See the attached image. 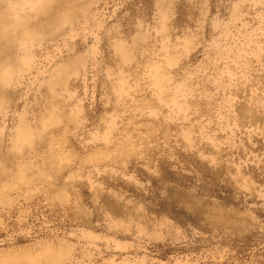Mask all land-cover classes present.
<instances>
[{"label": "rangeland", "instance_id": "obj_1", "mask_svg": "<svg viewBox=\"0 0 264 264\" xmlns=\"http://www.w3.org/2000/svg\"><path fill=\"white\" fill-rule=\"evenodd\" d=\"M0 42V264H264V0H0Z\"/></svg>", "mask_w": 264, "mask_h": 264}, {"label": "bare ground", "instance_id": "obj_2", "mask_svg": "<svg viewBox=\"0 0 264 264\" xmlns=\"http://www.w3.org/2000/svg\"><path fill=\"white\" fill-rule=\"evenodd\" d=\"M67 1V0H66ZM49 3V2H48ZM63 4V3H62ZM82 4V3H81ZM88 4V3H87ZM57 5V4H56ZM73 5V4H72ZM23 6V5H22ZM51 6V5H50ZM59 6H62L61 4L59 5ZM63 6H65V5H63ZM60 7V8H58L57 10H56V13H53L51 16H54V15H58V17L57 18H59V17H61L62 18V13H67V12H69L68 11V9L66 10V8H64V7ZM55 7V6H54ZM27 9V8H26ZM81 9H83V8H81ZM48 10V9H47ZM52 10V9H51ZM42 11V10H41ZM53 11H54V9H53ZM49 12H50V10H49ZM22 13V12H21ZM39 13V12H38ZM68 14V13H67ZM76 14V13H75ZM46 16V15H45ZM70 16V15H69ZM74 16V15H73ZM22 17H24V16H22ZM39 17H41V16H39ZM43 17H44V15H43ZM78 17V16H77ZM33 18V17H32ZM31 18V19H32ZM42 22L40 21V23L39 24H41ZM55 23V22H54ZM43 24V23H42ZM63 24V23H62ZM49 25V24H48ZM57 25V24H56ZM18 26V25H17ZM16 26V27H17ZM20 26V25H19ZM27 26V25H26ZM30 26V25H29ZM54 26H55V24H54ZM60 26H61V24H60ZM23 27V26H22ZM35 27H38V26H36V24H35ZM63 27V26H62ZM8 28H10V27H8ZM15 28V27H14ZM49 28V27H48ZM12 29V28H11ZM41 29V28H40ZM7 30V29H6ZM33 30V29H32ZM35 31H37V29H35ZM48 31V30H47ZM5 32H7V31H5ZM11 32V31H10ZM33 32V31H32ZM18 33V32H17ZM16 33V34H17ZM11 34V33H10ZM36 34H39L38 32H36V33H34V37L36 36ZM2 35V34H1ZM14 35H15V33H14ZM24 36L25 34H20V36ZM31 37V36H30ZM44 39V38H43ZM1 43V42H0ZM27 43V42H26ZM48 43H49V41H48ZM29 48V47H28ZM22 55V54H21ZM17 56V55H16ZM19 62H20V60H19ZM7 66H8V64H6ZM5 65V66H6ZM10 68H12V67H10ZM17 69V68H16ZM13 76V75H12ZM55 78H56V76H55ZM8 80H10V79H8ZM28 129V128H27ZM45 129H47V128H45ZM44 130V129H43ZM32 140V139H31ZM38 146V145H37ZM35 147V146H34ZM11 148H13V147H11ZM22 148V147H21ZM14 150V149H13Z\"/></svg>", "mask_w": 264, "mask_h": 264}]
</instances>
